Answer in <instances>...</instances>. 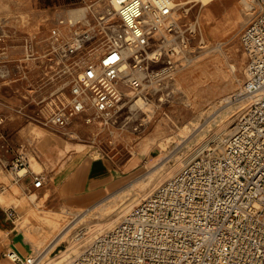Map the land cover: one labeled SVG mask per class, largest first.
I'll list each match as a JSON object with an SVG mask.
<instances>
[{
  "label": "rangeland",
  "instance_id": "obj_1",
  "mask_svg": "<svg viewBox=\"0 0 264 264\" xmlns=\"http://www.w3.org/2000/svg\"><path fill=\"white\" fill-rule=\"evenodd\" d=\"M247 2L250 0H214L203 5L193 0L177 6V22L189 41L187 59L177 62L171 78L155 80L149 86L144 99L148 105L134 109L133 100L127 102L114 124H105L101 119L86 123L85 116L78 117L65 135L43 123L40 101L49 93H44V87L56 82V71L63 66L98 61L94 56L96 47L101 52L110 41L105 24H119L115 9L110 0H0V34L4 36L0 50V105L11 110L8 114L22 129L8 136L1 129L8 118L0 114V155L7 162L13 157L8 145H23L31 151L33 170H43L47 175L33 201L20 190L17 198L4 194L0 197V204L14 207L19 216L15 222L19 240L27 245L29 240L34 241L24 259L43 253L42 264L51 260L55 263L75 244L78 233L100 228L77 244L75 251L68 252L73 256L174 176L184 166L181 162L204 142L210 145L203 151L221 153L220 139L231 132L249 104L242 93L247 56L241 46V34L251 17ZM78 8H86L85 18L76 19L73 11ZM234 11L235 24L229 27ZM198 22L205 43L198 30L194 32L192 28ZM65 27L70 28L68 35L62 34ZM53 29L58 30L57 36ZM86 31L91 35L83 49L75 56L67 55L64 45ZM161 66L162 62L153 65L155 69ZM23 67L28 76H22ZM124 90L132 95L129 88ZM28 94L33 105L22 106ZM6 98L21 104L23 110L4 104ZM101 165L104 170H98ZM84 166H88L85 170L90 179L98 174L99 178L112 177L107 186L102 184L94 190L97 196L85 203L75 200L83 191H62L72 174ZM57 169L66 174L54 183L52 174ZM63 229L59 241L48 248Z\"/></svg>",
  "mask_w": 264,
  "mask_h": 264
},
{
  "label": "built area",
  "instance_id": "obj_2",
  "mask_svg": "<svg viewBox=\"0 0 264 264\" xmlns=\"http://www.w3.org/2000/svg\"><path fill=\"white\" fill-rule=\"evenodd\" d=\"M110 3L119 24H105L110 41L100 59L58 69L54 88L40 101L43 123L65 135L78 117L114 124L127 102L140 98L147 104L149 86L171 78L177 62L187 59L189 41L177 22L174 0ZM246 7L251 17L241 34L247 56L242 93L249 104L221 138V153L197 154L114 226L59 264H264V0H250ZM90 35L86 31L65 44L67 55H77ZM7 148L13 157L5 162L0 155V163L10 186L30 178L23 192L35 195L47 177L32 169L27 147ZM6 190L0 187V195ZM6 215L13 222L19 217L13 207L6 208ZM4 255L15 264L33 263L12 249Z\"/></svg>",
  "mask_w": 264,
  "mask_h": 264
},
{
  "label": "crops",
  "instance_id": "obj_3",
  "mask_svg": "<svg viewBox=\"0 0 264 264\" xmlns=\"http://www.w3.org/2000/svg\"><path fill=\"white\" fill-rule=\"evenodd\" d=\"M8 55H10V53H8ZM21 74H22L23 77L24 76H28V72L26 70V67H23V70H22ZM54 85L55 84H50V85L44 87L45 88L44 93L45 94H47L48 92L50 93V91H52V89L54 88ZM28 95H29V97L25 96L26 97L25 98V102L22 104V106L24 104L33 105L32 102H31L32 101V97H31L30 94H28ZM3 103L6 104L9 107H18L19 106V108H21L20 110H23L21 104L17 105V102H15V101L13 102L9 98L3 99ZM132 107L135 108L134 105H132ZM2 111L6 112V113L3 114ZM9 112H11V110L9 108L3 107L2 105H0V114L4 115V117L6 116V119L8 118L4 122V124H2L1 129L8 136L17 135L18 133H20L22 131V129L19 128V125L18 126L16 125V123H15L16 118L15 117L14 118L11 117L8 114ZM28 155L29 156L31 155V151L30 150H28ZM2 157L5 159L4 156H2ZM103 167L107 168V166L105 164H104ZM86 168H88V166H84L82 168L84 170V174H85V179L84 180L78 179V176L83 172V170H81V168H80L79 171H77V173L75 172V173L72 174V178H71V180H69L70 182L67 183V186L62 188L63 193H74V192H82L83 191L84 194L79 199H75V200H77L79 202H83V203H85L87 201H90V199H93L95 196H97L98 192H96L94 190L96 188H99L100 186H102V184H103V186L104 185L107 186V183L109 182L108 180H110L112 178V177L99 178L98 176H100L101 174L100 175L98 174L97 176H94V177H92L90 179V178H88V175H90V173L87 170H85ZM100 168L98 170H104L102 168V165L100 166ZM35 172H41L47 177L46 173L43 170L35 171ZM95 173H98V172H95ZM64 174H66V173H64L63 170L61 172V170L57 169V171H54V173L52 174V181H54V183L60 182V180L63 179ZM30 184H31V179L27 178L20 185L10 186V179H9V177L6 174V171H5L2 163H0V187H2V186L5 187V188L7 187V190L4 193H2L0 195V197L4 194L8 198H15V197L17 198L18 197V191L20 190V191L23 192L24 188H26L27 186H30ZM41 189H39L37 191V193L40 192ZM1 212H3V213H1ZM5 212H6V208L3 207L0 204V264H15L14 262L9 260V258H7L4 255L5 251L7 249H12L14 251H17L20 255L25 256L27 254V252H28V250H27L28 246H27V243H25L26 241L24 242L22 240H19V234H18V230H17L16 224L12 220H10L8 217H6ZM3 219H5V220H3ZM29 244L32 247L33 242L29 240ZM24 245L27 246V247H25ZM2 252H3V256L1 255Z\"/></svg>",
  "mask_w": 264,
  "mask_h": 264
},
{
  "label": "bare ground",
  "instance_id": "obj_4",
  "mask_svg": "<svg viewBox=\"0 0 264 264\" xmlns=\"http://www.w3.org/2000/svg\"><path fill=\"white\" fill-rule=\"evenodd\" d=\"M175 1V0H174ZM193 0H181V1H179V2H175L176 3V6H183V5H185V4H187V3H189V2H192ZM196 1H201L202 2V4L203 5H208V4H210L211 2H213L214 0H196ZM245 2V1H244ZM246 3V2H245ZM102 5V4H101ZM215 6V5H214ZM246 6H247V4H246ZM183 8V7H182ZM202 8V7H201ZM107 10V9H106ZM90 11V10H89ZM108 11V10H107ZM74 14L76 15V19H78V18H85L86 17V14H87V11H86V8H78V9H75L74 11ZM91 12V11H90ZM219 13V12H218ZM72 14V13H71ZM90 14V13H89ZM73 15V14H72ZM71 15V17H72V19H73V24H74V21H75V18L73 17ZM198 18H199V16H198ZM232 21L229 23L230 25H229V27H232L234 24H235V19H236V17H235V11H234V14H233V16H232V18H230ZM94 20V19H93ZM97 20V19H96ZM208 20H210V19H208ZM86 22H88L87 20H86ZM92 23V22H91ZM217 23V22H216ZM215 24V23H214ZM205 26V25H204ZM207 26H209V25H207ZM210 27V26H209ZM98 28V27H97ZM192 28H193V30H195L194 32H196L197 30H198V32L200 33V35H201V39H202V42H204L205 43V38H204V36H203V30H202V27H201V24L198 22L197 24H196V26H192ZM70 30V28H68V27H65L64 29H62V34L63 35H68L69 34V31ZM197 34V33H196ZM25 39V38H24ZM23 39V40H24ZM212 40V39H211ZM25 41V40H24ZM218 41V40H217ZM84 43H85V41H84ZM207 43V42H206ZM104 45H105V43H103ZM96 50H98L97 52H96V54L94 55V56H96V58H98V59H100L99 57H100V55L105 51V49H102V51L100 52V49H97V47H96ZM99 52V53H98ZM37 58V57H36ZM234 67V66H233ZM232 68V67H231ZM157 90V89H156ZM152 91V90H151ZM165 93V92H164ZM165 99V98H164ZM148 105V103L146 104L145 103V101H143L142 99H138L136 102H135V104H134V106L135 107H142V108H144L145 106H147ZM217 139V138H216ZM215 140V139H214ZM221 140V139H220ZM209 142H204L197 150H195L191 155H189V156H187V158H185L182 162H181V164H183V165H185L186 163H188L192 158H194L197 154H199V153H201L204 149H206V148H208L209 147ZM182 167V166H181ZM83 170V169H82ZM78 179H80V180H84L85 179V174H84V170H83V172L78 176ZM30 198H31V201H33V200H35V196L34 195H31L30 196ZM1 213H3V212H1ZM2 217V216H1ZM78 217V216H77ZM29 219V218H28ZM3 220H5V219H3ZM9 220V219H8ZM49 221V220H48ZM52 221H54L55 222V220H52ZM38 222V221H37ZM51 222V221H50ZM9 224V223H8ZM12 224V223H11ZM51 224V223H50ZM15 225V224H14ZM31 225V224H30ZM10 226V225H9ZM22 228V227H21ZM67 228V227H66ZM16 229V228H15ZM100 228H97L96 230H99ZM96 230H94V231H91L89 228H87L86 229V231L84 232V233H82V232H80L81 234H82V236L81 237H79V238H77L76 240H75V244L70 248V249H68V250H66L65 252H64V254H63V257L65 256H67V254H68V252H71V251H75L76 249H75V247L77 246V244H80V242H82L83 240H86L90 235H92ZM65 231V229H63V231H60V233H59V235H56V237L54 238V239H52L51 240V243H50V245L48 246V248H50V246L51 245H53L54 243H56V241L58 242L59 241V239H58V237L63 233ZM24 232V231H23ZM36 232V231H35ZM79 233V234H80ZM47 234V233H46ZM35 235V234H34ZM65 235H67V234H65ZM4 236V235H3ZM23 237V236H22ZM64 237V236H63ZM62 238V237H61ZM50 239V238H49ZM22 242V241H21ZM41 242V241H40ZM33 244H34V241H33ZM42 244H44V243H42ZM25 246V245H24ZM28 246V247H27ZM27 246H25V247H27V250H29L28 248L30 247V248H33V247H31L30 245H29V243H28V245ZM47 248V247H46ZM15 249V248H14ZM75 249V250H74ZM19 250V249H18ZM45 250V249H44ZM16 254H19L17 251H14ZM26 252V251H25ZM44 252V251H43ZM43 253H41V254H39V255H35L34 256V254L32 255V256H29L32 260H33V263L32 264H42V259H44V258H40V256L42 255ZM20 255V254H19ZM21 256V258H23L24 259V257L25 256H22V255H20ZM46 256V255H45ZM33 257H35L34 259H33ZM40 261H39V260ZM64 259V258H63ZM61 260H59V261H57V262H55L54 263V260H51V261H49L47 264H57V263H59ZM24 264H28V263H26L25 261H24Z\"/></svg>",
  "mask_w": 264,
  "mask_h": 264
}]
</instances>
